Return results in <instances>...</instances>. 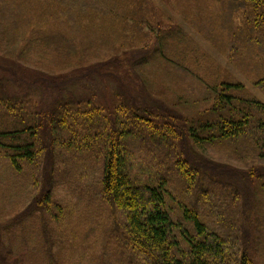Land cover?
<instances>
[{"label": "trees", "instance_id": "1", "mask_svg": "<svg viewBox=\"0 0 264 264\" xmlns=\"http://www.w3.org/2000/svg\"><path fill=\"white\" fill-rule=\"evenodd\" d=\"M200 1L221 5L226 16H215L225 17L218 28L230 59L235 60L241 48L251 49V60L258 63L255 85L264 92V0H196ZM78 2L0 0L1 38L20 44L28 33L36 35L29 44L33 47L23 53H37L36 64L42 65L51 51L50 58H58L50 69H61L56 64L73 61L74 55L77 62L95 50L106 51L110 46L103 41L119 36L130 41L126 32L143 38L139 46L128 45V52L111 45L110 57L80 69V74L34 75L14 65L12 72L2 70L6 66L0 69V83L18 79L42 95L50 93L48 101L39 102L16 94L0 98V157L17 175L33 168L41 187L30 208L18 216V227H26L22 217L38 215L36 234L31 228L28 235H19L15 223L0 230V264H256L249 238H238L229 224L237 226L252 216L253 184L259 186L264 203V166L259 176L242 175L234 190V174L221 176L203 168L184 146L188 141L196 150L242 139L246 146L235 152L264 162V102L243 94L241 82L224 78L208 85L211 103L201 118L175 120L163 106L147 101L144 105L151 96L145 94L147 86L137 82L135 68L132 77L128 75L131 59L143 55L140 65L169 59L163 42L171 37L170 30L179 28L163 25L152 0ZM51 22L56 29L50 28ZM67 24L73 32L85 28V39L90 30V41L98 42V48L78 49L83 46L74 43L79 38L75 41L62 32ZM151 33L156 35L152 45L145 39ZM65 37L71 51L60 46ZM97 78L105 82L102 90L93 84ZM73 89L81 94L75 96ZM61 188L70 192L65 201L55 198ZM224 206L226 212L216 216ZM209 221H216V226L210 227ZM87 245L98 252L87 256Z\"/></svg>", "mask_w": 264, "mask_h": 264}, {"label": "rangeland", "instance_id": "2", "mask_svg": "<svg viewBox=\"0 0 264 264\" xmlns=\"http://www.w3.org/2000/svg\"><path fill=\"white\" fill-rule=\"evenodd\" d=\"M78 1L79 0H70V3L74 5L79 3ZM152 1L155 6L158 7V11L163 17V25L169 28L173 27L175 24L179 29L175 27L173 29L169 28L172 29L169 33L171 37L166 36L163 42L164 55L169 57V59L162 60L160 58H155L154 60L148 61L145 65H140L139 61H141L143 55H137L131 59L132 63L129 68H127L128 65H126L128 75L132 77L135 72L133 69L135 68L137 75L134 76L137 82L144 83L148 88L145 94L150 95L151 99L149 100V97H146L143 100L144 105L147 101L149 105L152 106H163V109L171 111L170 115L175 120H177V118L179 120L183 119V121L197 117L201 118L205 109H207V106L211 103L208 85H212L217 80L219 81L224 78H230L231 80L241 82L245 86L243 94L251 97L253 96L264 102V92L255 85V80L258 77V63L256 60H251L253 59V52L251 49L247 46L245 49L241 48V52L236 51L234 55V57H236L235 60L231 61L230 59L228 54L230 48L227 47L224 38L225 35L222 34L219 29L220 26L225 23V17L222 16V18L219 19L215 16L216 13L225 15L223 11H220L221 5L201 1L196 2V0ZM50 28L56 29V25L51 22ZM72 28L73 26L67 24L62 32H64L65 35L69 32L70 34L66 36L74 38L75 41L79 38L78 42L74 43H79L83 46L78 47V49L90 45L97 46L96 49L98 48V45H100L98 42L97 44H93L90 41L93 34L90 30L88 39H85V28L82 26L78 27L75 32L72 31ZM92 31L94 30L92 29ZM116 31L119 32L120 29ZM115 34L118 33L115 32ZM126 34H130V41L125 42V39L119 36L109 42L110 44H105L103 41V45L111 47V45L115 44L113 47H120V51L128 52V45L131 43H136L138 45V42L143 39L138 38L137 35L132 32H126ZM122 35L124 36V32H122ZM35 39L36 35L31 34V32L22 39L20 44L17 42L11 43V41H9V43L5 42L4 38L0 36V69L6 66L7 68H3L2 70L12 72L14 71L12 68L14 65L25 67V69L31 72L30 74L34 73V75L46 72L47 76H52V73L63 72L66 74L76 71L77 74H80V69L83 68L82 70H85V67L101 63L108 58L107 56L110 57L112 55V53L107 50L110 47H104L106 51L95 50L92 54L85 55V57H88L85 60L74 62L76 61V55H74L73 61L65 64H56L58 67H61V69H50L48 67H52V62L54 64L57 63L56 59L58 58L54 54V56L50 58L51 51H49L46 59L47 61L42 65L36 64L38 61L37 53L35 54L33 51H30V53H23V51L29 49L30 42ZM66 39L67 37L61 42L60 46L61 48H66L71 51V44L69 43L70 45H68ZM145 39L152 45L156 39V35L151 33L149 37ZM98 41H101V39ZM32 47L33 46L30 48ZM243 53H246V56H242L241 54ZM77 54L81 57L80 51ZM11 77L15 78L13 76ZM0 81L4 80L0 79ZM9 82L10 85H7ZM93 84L97 86L96 88H98V90H102L101 87H103L105 82L97 78ZM36 89L37 88L33 85H25L18 79H11V81L0 83V98L16 94L34 99L38 102L42 99L46 101L50 99L49 92L42 95L43 92L39 93ZM76 89H73V93H75V96H79L81 91L80 89L79 91ZM110 89L113 90V92L115 91L114 87ZM120 91L124 94V98L128 100L125 94L126 91L124 89ZM106 95L110 99L109 101H111L113 96L108 92ZM160 110L163 111L161 108ZM163 113L165 112L163 111ZM246 142L247 141L240 139L237 143H221L212 147H196V150H193L194 145L186 141L184 151L189 149L191 154H196L195 157H193L192 154V158L194 160H199L205 169L211 168L213 171L219 172L221 176L225 174H234L236 182L232 183L231 186L234 190H237V180H239L242 175H245L247 178L259 176L262 172V166H264L262 165L264 162L260 163L259 161L244 159L242 156L244 154L239 155L235 152L236 148L240 149L245 147L246 145L243 143ZM35 175L36 172L31 167H27L23 175H17V173L13 171L10 162L0 157V230H4L6 227L9 228L15 223L17 226L14 230H16L19 235H23L26 232L28 235V233L32 232L31 228L35 230V232H33L34 235L36 234V228H34V226L36 222L38 224V215H34V217L28 215L27 220L22 217V222H24L26 227H18V221L21 219V217L18 218L20 213H25V210L30 208L34 198L41 193V187L35 182ZM258 181L259 179L257 182ZM221 185L225 189L229 188L225 184ZM212 187H217L218 190H221L218 186L213 185ZM253 187H255L254 191L256 192V204L252 216L247 218L248 220L243 218L242 221H238L237 226L229 224V227L234 229L233 231L238 238H249L251 245L250 252L252 253L254 262L256 264H264V203L260 200L259 186L255 183ZM69 193V190L66 192L65 188H61L57 191L58 196H55V198L65 201L64 197L68 196ZM227 194L230 195L231 193ZM241 205L242 203L240 202V207H237L242 208L239 210V216L242 217L244 211ZM225 212L226 206L218 209L215 215H222ZM245 213L247 212L245 211ZM217 222L219 223L220 221L217 220ZM215 223L209 221V226H216ZM238 229L240 230V237L238 236ZM99 239L100 236L98 237V240ZM16 241H20L19 236L16 237ZM96 252L98 251L89 249L87 245V256ZM116 254L121 253L115 252V255Z\"/></svg>", "mask_w": 264, "mask_h": 264}]
</instances>
